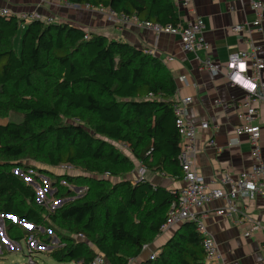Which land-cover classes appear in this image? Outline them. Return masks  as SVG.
<instances>
[{
  "label": "trees",
  "instance_id": "obj_1",
  "mask_svg": "<svg viewBox=\"0 0 264 264\" xmlns=\"http://www.w3.org/2000/svg\"><path fill=\"white\" fill-rule=\"evenodd\" d=\"M61 1L110 8L139 21L179 23L172 0ZM39 86L45 95L51 91V102L38 96ZM176 91L170 69L130 43L62 21L0 15V217L5 234L16 243L33 236L36 248L49 243L38 228L46 211L37 202L38 187L46 184L41 176L28 179L32 166L25 159L52 167L79 165L93 174L63 178L71 184L88 182L92 195L77 199L54 181L58 188L51 197L62 205L51 207L49 220L65 232L49 254L59 263L74 264H92L98 255L112 264L138 258L160 233L176 195L145 178L132 183L122 176L110 183L95 173L119 177L141 163L181 178ZM12 111L21 120L1 121ZM62 115L76 121L63 122ZM116 143L126 145L132 158ZM139 264H207L195 224H181L155 259Z\"/></svg>",
  "mask_w": 264,
  "mask_h": 264
},
{
  "label": "crops",
  "instance_id": "obj_2",
  "mask_svg": "<svg viewBox=\"0 0 264 264\" xmlns=\"http://www.w3.org/2000/svg\"><path fill=\"white\" fill-rule=\"evenodd\" d=\"M172 1L180 23H187L198 16L204 19L206 23L204 37L209 44L207 52L202 51L197 54L187 52L179 36L156 33L131 18L120 29L112 24L98 7H88L86 4H70L61 0H0V10L7 8L11 14L17 16L23 11H40L43 14L41 19L46 22L49 19L62 21L87 32H96L125 41L139 49H154L153 55L170 69L176 80L177 91L174 100L192 98L188 106V118L197 125L208 121L211 125L218 126L216 130H200L197 136L198 173L206 181H210L220 177L224 172L239 174L243 170H249L253 159L248 137L241 136L238 144H229L236 136V127L239 124L237 113L244 91L229 81L225 66L229 56L246 49L249 42L257 46L258 55L264 60V18L259 27L252 28L247 33L236 34L232 32L231 26L252 23L256 20L252 8L254 0H188L189 5L186 7L185 0ZM259 1L264 3V0ZM27 23L28 21H25V24ZM20 41L19 38V48ZM207 55L212 58L217 73L209 71L204 66L203 60ZM169 57H173V60H169ZM180 77H184V80H180ZM258 107L257 123L261 128L260 144L264 159V100L258 103ZM210 140L216 142L221 152L209 145ZM127 153L132 158L129 151ZM142 167L145 166L137 163L132 171L126 173V180L135 183L145 178L156 187L170 191L180 185L178 181L172 182L170 176L148 170L146 167L142 174L140 172ZM218 205L219 202H213L204 211L207 213L208 230L217 240L226 264H264V251L261 247L264 241V199L257 198L242 205L241 218L249 214L261 220L263 225V229L250 238H246L243 234L248 224H239L236 220L215 215L214 209ZM0 219L4 226L3 217ZM178 227L160 231L138 258L130 259V263L133 261L132 263L139 264L141 260L148 259L152 252L158 254L160 247L174 235ZM0 236V252L2 244L10 248L6 255L21 249L20 243L12 241L6 234L10 242L5 239L1 226Z\"/></svg>",
  "mask_w": 264,
  "mask_h": 264
},
{
  "label": "built area",
  "instance_id": "obj_3",
  "mask_svg": "<svg viewBox=\"0 0 264 264\" xmlns=\"http://www.w3.org/2000/svg\"><path fill=\"white\" fill-rule=\"evenodd\" d=\"M188 5V0H185L184 6ZM86 6L91 7L88 4ZM252 8L256 14V20L252 23L235 24L231 26L232 32L243 34L251 31L252 28L260 26L264 18V3L254 0ZM98 9L103 11L107 19L120 29L130 19L110 8L100 6ZM7 14H10L7 8L0 10V15ZM27 17L30 19L40 18L39 15L34 16L33 14L24 16V18ZM131 19L139 21L135 17H131ZM49 21L53 20L49 19ZM139 22L156 33L179 36L183 48L187 52L197 54L202 51L207 52L209 48V44L204 37L206 23L202 17L198 16L187 23L179 22L177 25H161L148 21ZM145 51L152 55L155 53L154 49ZM168 59L173 60V57ZM203 64L209 71L218 72L209 55L205 57ZM225 68L229 81L238 85L244 91V97L239 104L237 113L239 124L236 127V136L230 140L229 144H238L241 136H247L251 145L253 164L249 170H243L239 174L224 172L220 177L206 181L196 169V139L200 130H216L218 126L211 125L208 121L197 125L188 118V106L192 101L191 97L176 101L174 104V115L180 135L178 159L182 168V176L179 180L177 176L169 177L172 182H180V185L171 190L176 195V199L171 203L166 220L160 227V231L164 232L176 228L185 222H193L196 231L202 237V248L207 264H226L217 240L209 232L206 225L207 213L204 209L208 205L213 202H219V205L214 209L216 216L228 220H236L239 224H248V228L243 233L246 238L252 237L263 229L261 220L249 214L243 215L242 218L240 215L242 214L243 204L257 198L264 199V159L260 144L261 128L257 123L259 115L258 103L264 100V60L258 55L257 46L253 42H249L246 49L229 56ZM180 80H184V77H180ZM121 145L126 149V145ZM209 145L221 152V148L217 146L214 140H210ZM57 168L65 173L74 171V166L71 164H60ZM145 169V167L140 168V172L144 174ZM106 174L108 175L109 173ZM83 236V234H78L80 239H83ZM25 242L27 243V255L24 264H38L34 250L37 245L36 240L33 236H29ZM146 247L147 245L144 246V249ZM261 247L264 251V241ZM156 256L157 253L152 252L149 258L155 259ZM104 262V256L98 255L92 264H103Z\"/></svg>",
  "mask_w": 264,
  "mask_h": 264
},
{
  "label": "rangeland",
  "instance_id": "obj_4",
  "mask_svg": "<svg viewBox=\"0 0 264 264\" xmlns=\"http://www.w3.org/2000/svg\"><path fill=\"white\" fill-rule=\"evenodd\" d=\"M35 13V14H34ZM29 14L39 15L40 18H42V13L40 11H33V12H25L23 11L19 17L24 18V16H28ZM25 20V19H23ZM19 36L15 39L16 47H18L19 43ZM20 48L18 49V51ZM45 90L42 86H39V91H38V96L45 98L46 101L51 102L52 98H50L51 91L48 94H44ZM8 119H13L16 121L21 120V115L19 113H15L12 111L10 114L7 115V117L2 118L1 121H6ZM61 120L63 122H74L76 119L68 116V115H62ZM80 121V119H78ZM49 121H46L48 123ZM84 124V123H83ZM115 146L118 148L119 151H122L124 154H126V149L123 148V146L119 143H116ZM26 164L29 166H32L29 168L27 172V177L28 179L32 180L34 179V176H41L44 178L46 186L41 189L39 188V195L37 198V202L39 205H42L46 208L45 213L43 214V223H41L38 228L45 230V232L49 236V243L45 245H40V247L34 249L35 251V256L38 264H74L73 262H64V263H59L57 262L50 254L49 251L53 249L55 246L58 245L59 242L63 240L62 238V233L65 231L62 230L61 227L55 225L52 221L49 220V213H53V209L51 207H54L55 209L60 208L62 205L61 200H57L52 198L51 196L54 194L55 190L58 188V186H54V181H59V186H64L71 191L74 192V197L75 198H85L87 196H91L93 192L92 185H89L88 182H82V181H76L74 184L68 183L66 179L63 177L66 175L69 176H79L80 174H85L86 176L92 175L89 172H86L83 170V168L79 165L75 166L74 165V171L65 173L59 168L49 166L46 162L41 163L40 161H34L31 159H25L24 160ZM35 167V169H34ZM40 167H46L50 171L49 174H40L38 173V169ZM96 177L101 176V179H106L110 181V183L115 182L116 180L120 179L122 176H126V174H122L119 177L112 176L111 174H102L101 173H95ZM100 178V177H99ZM77 183V184H76ZM47 189V191H46ZM27 226V225H26ZM27 228V227H26ZM78 238V235L76 236ZM84 237V236H83ZM85 238V237H84ZM0 243H1V236H0ZM91 245V243H90ZM92 246V245H91ZM20 247L21 249H18L12 254L6 255L8 251H10L4 244H2V249H1V254H0V264H24L26 262V255H27V243L25 240H22L20 242ZM94 250L96 248L92 246ZM5 256V257H4ZM133 262V261H132ZM129 263V264H135V263ZM103 264H112L107 258L105 259V262Z\"/></svg>",
  "mask_w": 264,
  "mask_h": 264
},
{
  "label": "water",
  "instance_id": "obj_5",
  "mask_svg": "<svg viewBox=\"0 0 264 264\" xmlns=\"http://www.w3.org/2000/svg\"><path fill=\"white\" fill-rule=\"evenodd\" d=\"M23 222L26 224L25 221H23ZM26 225L32 227V225H30V224H26ZM0 226H1V231H2L3 235L5 236V233H4V226H3V224H2V219H0ZM5 239H6L8 242H10V240L8 239V237L5 236Z\"/></svg>",
  "mask_w": 264,
  "mask_h": 264
}]
</instances>
